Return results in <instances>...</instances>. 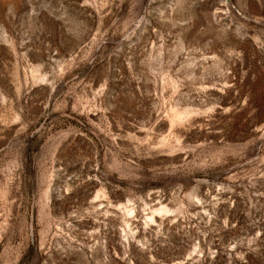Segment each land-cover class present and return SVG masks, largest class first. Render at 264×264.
I'll return each mask as SVG.
<instances>
[{
  "label": "rangeland",
  "instance_id": "rangeland-1",
  "mask_svg": "<svg viewBox=\"0 0 264 264\" xmlns=\"http://www.w3.org/2000/svg\"><path fill=\"white\" fill-rule=\"evenodd\" d=\"M0 264H264V0H0Z\"/></svg>",
  "mask_w": 264,
  "mask_h": 264
}]
</instances>
